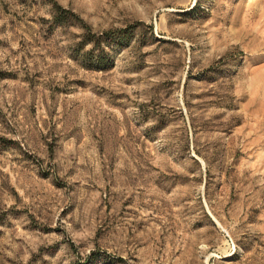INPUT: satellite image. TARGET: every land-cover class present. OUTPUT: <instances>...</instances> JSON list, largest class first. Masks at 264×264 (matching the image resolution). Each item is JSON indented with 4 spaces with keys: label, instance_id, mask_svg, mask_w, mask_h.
Instances as JSON below:
<instances>
[{
    "label": "rangeland",
    "instance_id": "rangeland-1",
    "mask_svg": "<svg viewBox=\"0 0 264 264\" xmlns=\"http://www.w3.org/2000/svg\"><path fill=\"white\" fill-rule=\"evenodd\" d=\"M0 264H264V0H0Z\"/></svg>",
    "mask_w": 264,
    "mask_h": 264
},
{
    "label": "trees",
    "instance_id": "trees-1",
    "mask_svg": "<svg viewBox=\"0 0 264 264\" xmlns=\"http://www.w3.org/2000/svg\"><path fill=\"white\" fill-rule=\"evenodd\" d=\"M51 23L53 26L56 25H80L81 27H86L85 24L68 8H64L58 4L52 6V17ZM129 29V28H128ZM127 28H121L117 30H107L103 32V35L93 34L91 38L84 37L76 43V50L79 46L85 44L88 41L94 42V44L99 45V42L104 38L107 43L114 42L118 47L126 46L130 40L129 30ZM94 50L93 47L89 50V53H92ZM101 54L105 55L106 58L111 57L107 51L101 48ZM100 61V60H99ZM99 63V62H98ZM108 65V64H107Z\"/></svg>",
    "mask_w": 264,
    "mask_h": 264
}]
</instances>
